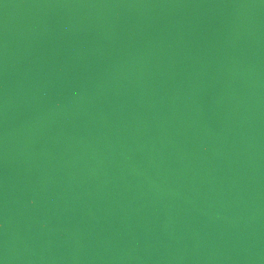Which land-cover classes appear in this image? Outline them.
<instances>
[{
	"label": "water",
	"instance_id": "water-1",
	"mask_svg": "<svg viewBox=\"0 0 264 264\" xmlns=\"http://www.w3.org/2000/svg\"><path fill=\"white\" fill-rule=\"evenodd\" d=\"M0 264H264V0H0Z\"/></svg>",
	"mask_w": 264,
	"mask_h": 264
}]
</instances>
